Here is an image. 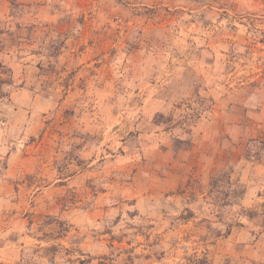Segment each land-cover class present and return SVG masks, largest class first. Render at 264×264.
<instances>
[{
	"label": "rangeland",
	"instance_id": "1",
	"mask_svg": "<svg viewBox=\"0 0 264 264\" xmlns=\"http://www.w3.org/2000/svg\"><path fill=\"white\" fill-rule=\"evenodd\" d=\"M263 218L264 0H0V264H264Z\"/></svg>",
	"mask_w": 264,
	"mask_h": 264
},
{
	"label": "trees",
	"instance_id": "2",
	"mask_svg": "<svg viewBox=\"0 0 264 264\" xmlns=\"http://www.w3.org/2000/svg\"><path fill=\"white\" fill-rule=\"evenodd\" d=\"M241 212L244 213L248 218H255L259 216V214L256 213L255 211H246L243 208ZM261 223L263 224L262 226L264 227V218L261 220Z\"/></svg>",
	"mask_w": 264,
	"mask_h": 264
}]
</instances>
